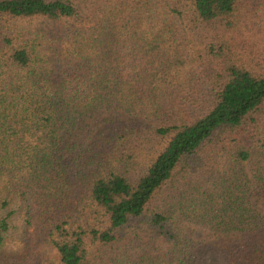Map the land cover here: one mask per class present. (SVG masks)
Wrapping results in <instances>:
<instances>
[{
	"label": "trees",
	"instance_id": "16d2710c",
	"mask_svg": "<svg viewBox=\"0 0 264 264\" xmlns=\"http://www.w3.org/2000/svg\"><path fill=\"white\" fill-rule=\"evenodd\" d=\"M0 264H264V0H0Z\"/></svg>",
	"mask_w": 264,
	"mask_h": 264
},
{
	"label": "rangeland",
	"instance_id": "374dc122",
	"mask_svg": "<svg viewBox=\"0 0 264 264\" xmlns=\"http://www.w3.org/2000/svg\"><path fill=\"white\" fill-rule=\"evenodd\" d=\"M185 230L189 231L190 233H191V231L193 232V235H191V238H193L194 240H201L205 237V235L200 230L194 228L193 226H189V227L186 226ZM48 253H50V251H48ZM39 256H40L41 260L46 258V252L44 249H42L39 252Z\"/></svg>",
	"mask_w": 264,
	"mask_h": 264
}]
</instances>
